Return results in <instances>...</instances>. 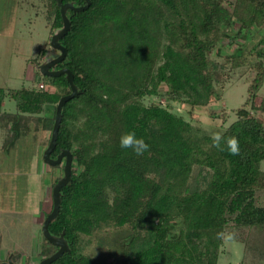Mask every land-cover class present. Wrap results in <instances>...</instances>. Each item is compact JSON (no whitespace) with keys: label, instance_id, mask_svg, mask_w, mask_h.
<instances>
[{"label":"trees","instance_id":"16d2710c","mask_svg":"<svg viewBox=\"0 0 264 264\" xmlns=\"http://www.w3.org/2000/svg\"><path fill=\"white\" fill-rule=\"evenodd\" d=\"M42 1L52 32L62 25L60 6ZM89 1L83 10H67L70 28L60 38L66 55L53 66L68 68L80 92L62 105L51 152L55 158L68 149L72 162L48 224L51 234L63 232L69 250L49 264H217L225 234L243 245L240 264H264V98L257 96L264 82V0ZM229 31L243 41L258 36L249 47L237 43L224 60L213 58ZM44 55L42 47L32 66L38 69ZM227 68L252 76L236 119L221 131L220 150L171 102L193 107L220 99L216 84ZM41 76L43 87L9 92L16 112L2 110L7 93L0 87L8 155L19 156L26 145L34 151L38 132L51 131L58 99L70 93L64 74ZM153 95L164 96L165 105L143 102ZM50 108L52 116L45 114ZM126 131L149 145L143 155L120 147ZM228 137L238 139L239 155L227 150ZM56 249L42 235L40 259ZM13 252L17 261L23 249Z\"/></svg>","mask_w":264,"mask_h":264},{"label":"rangeland","instance_id":"374dc122","mask_svg":"<svg viewBox=\"0 0 264 264\" xmlns=\"http://www.w3.org/2000/svg\"><path fill=\"white\" fill-rule=\"evenodd\" d=\"M13 1L0 0V87L7 93L2 102V110L7 112H16L17 110L15 100L9 94L11 90L18 89L22 85L38 86L37 80L47 79L45 76H41L38 69L31 64V60L38 55V50L42 47L45 49V55L40 57V62L45 57L59 54V51L49 44L48 37L54 30L50 31L44 18V1L17 0V5ZM232 1L230 0V2ZM12 6H15L14 11L11 10ZM253 35L252 38L243 41L241 38L233 37V32L229 31L222 42L215 46L211 56L218 60H224L227 54L238 51L237 43H243L249 47L257 38L258 32ZM226 72L225 80L216 84L217 89L222 91L220 99H211L206 105L193 107L187 103L171 102L172 110L188 120L194 131L209 135L216 132L221 133L227 125L236 119L235 110L245 101L247 83L252 76V71L250 70L242 76L229 68L226 69ZM257 96L260 99L264 98V82L259 88ZM151 100H158L163 105L166 103L164 96L143 97L145 104H149ZM50 109L47 114L52 116V108ZM225 112L227 116L223 119L221 114ZM213 113L216 115L212 116ZM49 136L50 131L48 130L40 131L37 134L35 141L37 147L41 143L43 144L41 149L39 146L41 151L36 169L31 167L26 159L29 154L27 152H30L31 148L33 149V145L31 147L26 145L20 148L18 160L15 162V184L11 183L13 174L9 169L13 165L11 164V155L7 156L6 175L4 177L0 175V194L6 195V197L11 194L15 195L13 212L16 214L8 211L7 224L0 228V233L4 237V241L1 242L0 254L4 256L9 252H19L23 249L22 255L19 256L21 258L18 257L19 260H17L20 264H36L40 260L38 249L39 243L42 242L41 225L45 214L51 210L53 182L63 173L62 163L49 165L41 157ZM0 139L2 142L1 134ZM26 140L32 141L30 137ZM260 167L264 170V159L261 160ZM12 185H14L13 188ZM39 200L40 206L37 211ZM20 212L23 215L22 220L12 218L18 217ZM37 213L38 217H35ZM0 224L4 223L0 221ZM96 245L97 243H94L90 251L95 252ZM242 256L243 245L241 242L230 240L225 234L217 264H240Z\"/></svg>","mask_w":264,"mask_h":264},{"label":"water","instance_id":"95a60500","mask_svg":"<svg viewBox=\"0 0 264 264\" xmlns=\"http://www.w3.org/2000/svg\"><path fill=\"white\" fill-rule=\"evenodd\" d=\"M57 4L60 6V12L62 16V25L55 28L50 37V46L57 49L59 54L50 55L45 57L39 64L38 70L42 75L49 76H58L60 74H64L69 85H70V93L61 96L55 107V116L54 122L50 131V136L46 147L42 151V159L49 165L61 164L63 166L62 176L54 183L51 190V198H52V207L49 212L45 214L44 220L41 225V233L42 235L52 244L57 246V249L51 253L50 255L41 258L37 264H49L58 257H60L65 251L69 250L68 243L63 236V232L59 235H53L48 230L49 222L58 214L60 200H61V192L60 189L66 182L70 179L71 173V162L72 155L68 149H62L55 158L51 157V152L55 147V142L57 138L59 122L61 120V108L63 103L72 98L76 94L80 92L77 86L73 82V75L68 68H59L52 69L53 66L64 59L66 55V48L60 43V38L68 31L70 28V21L66 15L68 9H72L74 11H80L88 7L90 1L86 0V4L83 6H74L73 2H65L63 3L61 0H56ZM0 264H15V262L11 259V256H8L7 260L0 261Z\"/></svg>","mask_w":264,"mask_h":264},{"label":"crops","instance_id":"0c3cea01","mask_svg":"<svg viewBox=\"0 0 264 264\" xmlns=\"http://www.w3.org/2000/svg\"><path fill=\"white\" fill-rule=\"evenodd\" d=\"M11 10L12 11H14L15 10V6H12V8H11ZM12 16V15H11ZM12 18H13V16H12ZM40 50V49H39ZM38 50V51H39ZM47 111H49V109H46V111H45V114H47ZM45 134V133H44ZM0 175L1 176H3L4 177V175H6V173H7V162H8V160H7V156H8V153L5 151V150H3V148H2V143H3V140H2V142H1V139H0ZM43 143H41V145H42ZM41 145H38V147H37V144L35 145V147H34V151L32 150V151H30L29 152V154H28V157H27V159H28V163H30V165H31V167H34L35 169L37 168V166H38V164H39V162H38V160H39V152L41 151V150H39V146H40V149H41ZM46 147V146H45ZM44 147V148H45ZM18 152H17V150H14V151H11L10 152V159H11V164H13V165H11V167L9 168V169H11V171L10 172H12V174H13V179H12V181L13 182H11L12 184H15L14 183V173L16 172L15 171V169H16V165H15V162L18 160V154H17ZM42 154V153H41ZM41 157H42V155H41ZM18 163V162H17ZM9 164H10V162H9ZM9 171V170H8ZM1 179V178H0ZM1 182V181H0ZM4 184V183H3ZM3 186H5V185H3ZM14 187V185H12V188ZM34 196H35V194H34ZM15 202V195H10V196H7L6 197V195H1L0 194V221L1 222H3L4 224H0V228L2 227V226H5L7 223V217H8V214H7V212L9 211V212H11L12 214L14 213L15 214V212H13V203ZM3 204H4V206H3ZM39 206H40V200H39V203H38V210L37 211H39ZM37 209V208H36ZM21 211H22V209H21ZM36 211V212H37ZM29 214V213H28ZM16 215V214H15ZM38 215V213L36 214V216L35 217H38L37 216ZM23 215L21 214V212H20V214H19V216L18 217H12V218H19V220H22V217ZM14 234V233H13ZM0 249L2 248V246H1V242H3L4 241V237H3V235H2V233H0ZM7 250V249H6Z\"/></svg>","mask_w":264,"mask_h":264},{"label":"clouds","instance_id":"9594fccd","mask_svg":"<svg viewBox=\"0 0 264 264\" xmlns=\"http://www.w3.org/2000/svg\"><path fill=\"white\" fill-rule=\"evenodd\" d=\"M213 147L223 150L221 141L222 134L219 132L213 133L211 136ZM120 147L123 149H131L136 155H143L148 149L149 145L142 139L137 137L134 131H126L119 138ZM227 150L231 155H239L240 147L239 141L235 137H228L226 139Z\"/></svg>","mask_w":264,"mask_h":264},{"label":"flooded vegetation","instance_id":"af4514ba","mask_svg":"<svg viewBox=\"0 0 264 264\" xmlns=\"http://www.w3.org/2000/svg\"><path fill=\"white\" fill-rule=\"evenodd\" d=\"M52 69H55V68L53 67ZM61 165H62V164H61ZM13 255H14V252H9V253H7V255H4V256H1V254H0V261H5V260H7L8 256H11V259L14 261ZM14 262H15V264H20L19 261H14ZM37 263H38V262H37ZM37 263H36V264H37Z\"/></svg>","mask_w":264,"mask_h":264},{"label":"built area","instance_id":"2783aa9c","mask_svg":"<svg viewBox=\"0 0 264 264\" xmlns=\"http://www.w3.org/2000/svg\"><path fill=\"white\" fill-rule=\"evenodd\" d=\"M38 87H40V88L43 87V83L42 82H39L38 83Z\"/></svg>","mask_w":264,"mask_h":264}]
</instances>
